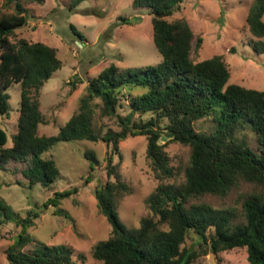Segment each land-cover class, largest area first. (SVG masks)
<instances>
[{
    "label": "trees",
    "instance_id": "1",
    "mask_svg": "<svg viewBox=\"0 0 264 264\" xmlns=\"http://www.w3.org/2000/svg\"><path fill=\"white\" fill-rule=\"evenodd\" d=\"M84 1L72 0L70 10ZM184 1L133 0V7L149 8L153 14V41L162 61L156 66L104 69L89 81L86 96L56 136L39 132L40 125L49 124L40 93L64 64L56 47L16 33L29 24L30 7L45 0L0 4L2 117L11 114L7 90L14 84L21 88L11 147L0 122V175L21 174L31 187L48 188L62 176L56 161L45 156L58 143H104L107 181L95 197L111 229L108 238L92 248L98 264H194L209 252L235 249L247 250L248 264H264V91L230 84L232 71L224 55L200 59L203 37L187 19L168 20ZM245 32L246 43L264 54V0L254 1ZM71 86L73 91L75 83ZM165 134L169 141L161 144ZM139 136L147 139V163L158 184L145 200L146 213L138 226L129 227L118 211L136 190L123 173L120 143ZM170 143L188 149L177 164L167 150ZM85 156L99 165L95 151ZM73 193H54L44 208L52 206L54 216L73 221L60 208ZM40 215L31 210L22 218L0 195V223L22 227L6 250L8 263H86L83 253L74 259L73 246H49L27 233Z\"/></svg>",
    "mask_w": 264,
    "mask_h": 264
},
{
    "label": "rangeland",
    "instance_id": "2",
    "mask_svg": "<svg viewBox=\"0 0 264 264\" xmlns=\"http://www.w3.org/2000/svg\"><path fill=\"white\" fill-rule=\"evenodd\" d=\"M3 1L0 0V4ZM71 1L45 0L43 5L30 7L29 24L16 32L19 38L56 47L64 64L41 89V111L49 121V124L40 125L41 135L59 134L60 128L77 110L81 97L86 96L89 81L104 69L111 65L121 69L156 66L162 61L153 41V14L149 8H135L133 0H86L71 11ZM254 1L185 0L180 11L168 20L187 19L196 34L203 37L200 59L225 56L232 71L230 84L264 91V54L256 53L246 43V19ZM71 25L85 41L72 31ZM74 83L75 89L71 91ZM134 91L141 92L139 88ZM7 94L11 114L9 119L0 115V122L9 137L7 146L11 147L12 137L17 133L20 85L14 84ZM168 141L165 134L161 144ZM147 146L144 136L120 143L123 173L136 190L118 211L122 222L129 227L138 226L139 219L146 213L145 200L158 184L147 163ZM167 150L173 164L188 154L186 147L176 143L167 145ZM88 151L96 152L99 165L86 158ZM106 151L102 142L58 143L45 156L56 161L62 176L48 188L31 187L21 174L0 175L1 197L22 218L31 210L41 212L27 233L49 246H73L76 249L74 259L78 253L87 256L84 264H98L92 258V248L106 240L111 229L107 219L99 213L95 197L96 189L107 181ZM65 190L74 193L61 201L60 208L67 211L73 221L54 216L52 206L44 208L54 193ZM21 231L22 227L14 223H0V264H9L6 250L15 243ZM194 264H248V253L246 249L218 254L209 252L198 257Z\"/></svg>",
    "mask_w": 264,
    "mask_h": 264
}]
</instances>
